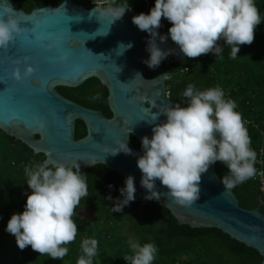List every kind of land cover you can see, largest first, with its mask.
I'll return each mask as SVG.
<instances>
[{"label":"water","instance_id":"water-1","mask_svg":"<svg viewBox=\"0 0 264 264\" xmlns=\"http://www.w3.org/2000/svg\"><path fill=\"white\" fill-rule=\"evenodd\" d=\"M124 3L128 10L112 23L110 18L99 20L98 13L90 15L93 8L85 9L71 0H63L55 7L32 9L29 13L16 1L0 0V19L13 16L24 29L6 50L0 49V131L24 144L34 155H43L42 163L46 161L49 167L55 163L73 168L79 165L84 172L101 165L120 176L124 186L126 178L132 176L136 189L134 201L146 205L150 200L144 198L148 193L140 184L142 174L136 166L137 159L143 155L141 138L151 139L152 127L166 121L161 115L155 122H147L152 113L173 103L166 95V80L152 81L166 74L164 60L155 68L144 63L149 58L150 37L132 23V17L143 12H136ZM107 31L106 36H97ZM120 43L133 46L118 56L116 49ZM156 43L165 50L159 35ZM100 54L104 56H96ZM25 58L35 72L16 81L12 70L19 67L23 73ZM17 60L21 61L19 65L14 63ZM90 79L98 80L106 88L110 118L57 91L59 87L79 88ZM35 118L43 121V129H38ZM78 121L86 132L80 139L74 135ZM131 124L132 131L128 134ZM131 138L139 144L140 151L133 148ZM117 140L126 142L133 155L105 154L103 147H114ZM216 163L202 175L200 197L192 206L175 204L158 180L155 190L161 193V198L152 201L167 210L177 226L219 230L257 252L260 264H264V214L259 212L260 196L256 197L255 209L240 207L234 193L219 182Z\"/></svg>","mask_w":264,"mask_h":264},{"label":"clouds","instance_id":"clouds-1","mask_svg":"<svg viewBox=\"0 0 264 264\" xmlns=\"http://www.w3.org/2000/svg\"><path fill=\"white\" fill-rule=\"evenodd\" d=\"M103 2L105 6L98 8L94 0L90 15L98 13L99 20L110 18L114 23L128 10L125 3L117 5L116 0ZM162 18L171 27L167 37L159 36L160 42L164 43L170 37L179 53L189 59L208 53L218 57L223 50L220 41L231 46V58L235 59L241 45L253 43L255 29L261 23L255 0H155L148 14L132 17V23L149 34V58L144 61L149 68L159 66L174 51L162 50L156 43ZM23 31L15 17L0 19V49L6 50ZM107 34L108 31L97 36ZM132 46L131 43L118 44L116 55H122ZM26 61L27 58L25 64ZM14 63L19 65L21 61ZM34 72L35 69L26 64L23 73L15 67L11 75L20 81ZM136 76L140 77L139 74ZM168 77L169 73H166L152 81H164ZM183 96L188 100L186 107L175 104L152 113L147 122L153 123L161 115L166 121L152 127L151 139L141 138L143 155L137 159L136 166L142 174L140 184L148 193L144 197L146 200L161 198V193L155 190L158 180L175 204L190 207L199 199L201 177L212 164L219 161L227 167L228 173L219 182L224 189L232 190L256 175L257 153L250 146L252 141L241 114L235 110V101L225 99L223 90L216 87L201 91L189 84ZM94 99L99 100V94ZM34 122L38 129L44 128L39 118ZM132 125L128 134H131ZM114 145L104 146L102 150L110 156L133 155L123 140L115 141ZM24 172L31 194L27 195L24 211L10 217L6 231L15 237L20 250L30 246L40 256L63 260L69 251L66 245L77 237L78 228L73 216L82 198L88 195L86 175L81 173L79 165L73 168L55 163L49 167L46 161L26 166ZM124 184L119 189L123 199L113 201L112 212H121L135 199L134 178L128 176ZM107 199L112 200V197ZM130 247L133 254L123 258L129 264H153L157 253L155 244L141 246L130 242ZM80 248L82 255L76 264H93V258L98 254V241L85 238Z\"/></svg>","mask_w":264,"mask_h":264},{"label":"trees","instance_id":"trees-1","mask_svg":"<svg viewBox=\"0 0 264 264\" xmlns=\"http://www.w3.org/2000/svg\"><path fill=\"white\" fill-rule=\"evenodd\" d=\"M15 1H19L21 9L29 13L32 9L46 5L58 6L63 0ZM71 1L85 9L94 7V0ZM124 2L136 12L148 14L154 7L155 0H116L117 5ZM100 3H104L103 0H95L96 6ZM255 4L260 11L261 23L255 29L253 43L241 45L235 59L231 58V46L223 41L219 42L223 50L218 57L208 53L189 59L179 53L177 46V61L165 67V71L169 73L166 89L173 105L187 106L188 100L183 92L189 84L201 91L219 87L223 90L225 99L235 101V110L249 123L246 128L252 141L250 146L258 157L260 150L264 156V0H255ZM170 27L171 24L162 18L158 34L167 37ZM57 91L69 100L86 108L99 110L107 118L111 117L106 102L107 90L96 79L88 80L75 90L59 87ZM98 94L100 99H94ZM85 133L84 125L78 121L75 138L80 139ZM131 143L136 151L141 150L133 138ZM43 160V155H34L24 144L0 131V264H76L82 255L80 244L85 238H95L98 241V254L93 258V264H129L123 258L133 254L128 241L130 236L134 240L131 242L141 246L145 243L155 244L157 253L153 264L261 262L257 252L230 239L219 230L177 226L171 214L155 201L150 200L146 205L132 201L121 212H112L113 201L123 199L119 192L124 187L123 179L101 165L81 172L86 175L88 195L82 198L75 210L73 219L78 232L76 240L66 245L69 249L67 256L63 260H52L46 255L40 256L30 246L20 250L15 237L6 231L7 222L13 214L24 211L27 195L31 194V189L26 184L28 177L24 172L25 167L42 163ZM215 170L219 179L228 173L227 167L219 161ZM100 173H105L108 178H103ZM231 191L240 207L247 210L258 207V180L254 177ZM108 196L112 200L107 199ZM81 209L92 213L89 219L84 220L79 215ZM259 212L264 214V206L259 207Z\"/></svg>","mask_w":264,"mask_h":264},{"label":"built area","instance_id":"built-area-1","mask_svg":"<svg viewBox=\"0 0 264 264\" xmlns=\"http://www.w3.org/2000/svg\"><path fill=\"white\" fill-rule=\"evenodd\" d=\"M104 3H100L98 4L96 7L100 8V7H104ZM161 36V35H159ZM164 47H165V51L167 50H174L172 52V54L168 55L165 59H164V62H163V66L164 68L165 67H169L171 65H173L176 61H177V57H176V49H177V45H175L170 37L163 43ZM169 77L166 79L168 80ZM168 91L166 89V95L168 96ZM245 122V126H247L249 123L247 120H244ZM256 175L254 176V179H257L258 180V188H259V196H260V201L262 203V206H264V177H263V174H264V156H263V151L260 150L259 151V156L257 157L256 159Z\"/></svg>","mask_w":264,"mask_h":264},{"label":"rangeland","instance_id":"rangeland-1","mask_svg":"<svg viewBox=\"0 0 264 264\" xmlns=\"http://www.w3.org/2000/svg\"><path fill=\"white\" fill-rule=\"evenodd\" d=\"M100 212H102V210H100ZM79 215L84 219V220H87L90 218V215H92V213L88 212V211H85V210H79ZM92 222L90 223V226H92ZM94 227V226H93ZM133 236H130L128 238V241L131 242L133 240L132 238ZM134 241V240H133Z\"/></svg>","mask_w":264,"mask_h":264},{"label":"flooded vegetation","instance_id":"flooded-vegetation-1","mask_svg":"<svg viewBox=\"0 0 264 264\" xmlns=\"http://www.w3.org/2000/svg\"><path fill=\"white\" fill-rule=\"evenodd\" d=\"M13 1H15V0H13ZM16 2H18L19 3V7L21 8V6H20V2L19 1H16ZM77 89V88H76ZM72 90V89H71ZM73 90H75V89H73ZM95 91V90H94ZM85 171V170H84ZM100 175L101 176H103V178H105V179H107L108 178V175H106L105 173H100ZM81 210H85V211H88L89 212V210H87V209H81Z\"/></svg>","mask_w":264,"mask_h":264},{"label":"crops","instance_id":"crops-1","mask_svg":"<svg viewBox=\"0 0 264 264\" xmlns=\"http://www.w3.org/2000/svg\"><path fill=\"white\" fill-rule=\"evenodd\" d=\"M90 212V211H89ZM91 213V212H90ZM91 216V215H90Z\"/></svg>","mask_w":264,"mask_h":264}]
</instances>
